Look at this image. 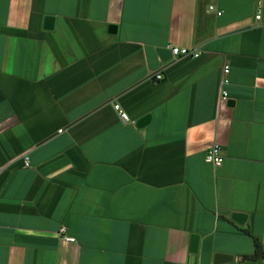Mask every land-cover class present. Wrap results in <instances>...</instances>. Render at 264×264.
<instances>
[{"label":"crops","instance_id":"1","mask_svg":"<svg viewBox=\"0 0 264 264\" xmlns=\"http://www.w3.org/2000/svg\"><path fill=\"white\" fill-rule=\"evenodd\" d=\"M254 238L264 0H0V264H264Z\"/></svg>","mask_w":264,"mask_h":264},{"label":"built area","instance_id":"2","mask_svg":"<svg viewBox=\"0 0 264 264\" xmlns=\"http://www.w3.org/2000/svg\"><path fill=\"white\" fill-rule=\"evenodd\" d=\"M210 10L213 11L215 9H214V7H210ZM217 14L221 15V12H217ZM256 18L260 19L261 16L258 15ZM169 50L171 51L172 57L174 59L181 58V57L198 58L200 56V53H199L198 49L193 50V49H190V48H187V47H170ZM229 72H230V69H229V67L226 66L224 68V73L225 74H229ZM162 78H163L162 74H158L156 76L157 80H160ZM228 82H229L228 79L224 78L223 81H222V86L228 84ZM221 99H223V100L227 99V93L224 90H222V92H221ZM116 109H119V106H116ZM120 117H121L122 121H124V122H128L129 121V117L127 116V114H125V113H123L121 111H120ZM206 162H208L209 164L213 165L214 167H219V166H221L223 164L224 156H223L222 148L219 145L213 146L212 148H210L207 151ZM65 232H66V229L64 227H62L60 229V231H59L60 236L65 241L73 242L74 239L71 238V237L65 236Z\"/></svg>","mask_w":264,"mask_h":264},{"label":"water","instance_id":"3","mask_svg":"<svg viewBox=\"0 0 264 264\" xmlns=\"http://www.w3.org/2000/svg\"><path fill=\"white\" fill-rule=\"evenodd\" d=\"M54 22H55V19L53 17H46L44 28L47 30H52L54 28ZM110 32L111 33L116 32V27H110ZM158 54L163 60H167L172 57L171 51L169 49H160L158 50ZM150 120H151V117L148 115L142 118L140 121H138L137 126L143 127L147 125L150 122ZM246 218H247L246 215L243 213H233L232 215V219L239 224H244V222L246 221ZM198 240H199V237L197 236H194L192 238L191 250L194 252L197 250ZM232 261H233V257L229 255H225V254H217L215 257V264H227Z\"/></svg>","mask_w":264,"mask_h":264},{"label":"trees","instance_id":"4","mask_svg":"<svg viewBox=\"0 0 264 264\" xmlns=\"http://www.w3.org/2000/svg\"><path fill=\"white\" fill-rule=\"evenodd\" d=\"M248 232V231H246ZM249 234V232H248ZM256 251L254 255L241 257V260H264V249L262 243L254 238Z\"/></svg>","mask_w":264,"mask_h":264}]
</instances>
